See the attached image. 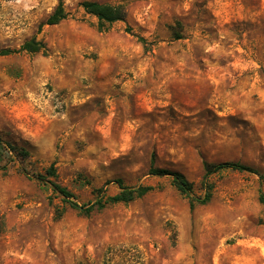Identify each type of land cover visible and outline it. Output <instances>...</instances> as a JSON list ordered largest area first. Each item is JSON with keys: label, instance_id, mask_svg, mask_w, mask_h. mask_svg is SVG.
Wrapping results in <instances>:
<instances>
[{"label": "rangeland", "instance_id": "rangeland-1", "mask_svg": "<svg viewBox=\"0 0 264 264\" xmlns=\"http://www.w3.org/2000/svg\"><path fill=\"white\" fill-rule=\"evenodd\" d=\"M58 1L0 0V49L46 47L0 56V140L44 176L0 168V264H264L257 174L210 175L194 206L149 175L153 158L202 197L204 161L264 174V0H63L67 17L45 25ZM83 1L127 16L100 30ZM113 179L152 190L86 214L51 186L82 204Z\"/></svg>", "mask_w": 264, "mask_h": 264}, {"label": "trees", "instance_id": "trees-1", "mask_svg": "<svg viewBox=\"0 0 264 264\" xmlns=\"http://www.w3.org/2000/svg\"><path fill=\"white\" fill-rule=\"evenodd\" d=\"M83 10L93 15L97 19V25L100 30L107 29L111 24L117 21H123L127 16L126 7L124 4H109L99 3L97 1H83L81 2ZM67 17V13L64 8L63 0H59L52 13L47 17L44 24L54 25L59 23L61 20ZM180 26V23H177ZM126 32L130 33L136 39L148 47L149 43L143 36H138L132 32L130 27L126 28ZM175 39H180L182 35L179 32H174ZM24 51L27 53H46V47L43 41L32 37L22 43L19 49H0V56L10 55L15 52ZM2 161H5L1 163ZM17 161L20 163V171L28 178L36 180H44V176L37 172H32L29 167L33 165L31 160L30 152L22 146H17L6 141L0 140V168H5L7 162ZM203 185L205 192L202 197H196L192 194L193 184L190 182L182 173L178 171H172L165 168L156 167L154 160L149 169V175L154 177H166L170 178L175 188L183 195L188 197L191 206L195 204H205L212 196V184L209 182V176L223 170H233L238 172H249L259 176L260 182L264 181V174L258 172L256 169L235 161H222L218 163L203 162ZM48 176L55 177L56 170L53 165L49 166L46 170ZM108 184H113L118 189L117 193L113 195L107 194ZM52 188L63 196V198L69 203V205L80 211L88 214L92 210H100L107 205L115 203H127L140 197L147 192L152 190V186L148 185H137V186H126L123 184L121 179H113L105 183L104 187L94 189L96 196L94 200H90L87 203L80 204L75 200L74 194L69 191L66 187L60 186L59 184L52 183ZM259 202L264 205V192L262 188L259 189ZM104 264H114L106 261Z\"/></svg>", "mask_w": 264, "mask_h": 264}]
</instances>
